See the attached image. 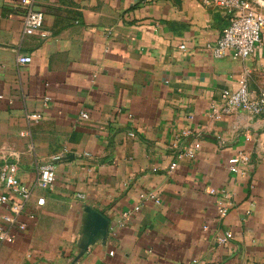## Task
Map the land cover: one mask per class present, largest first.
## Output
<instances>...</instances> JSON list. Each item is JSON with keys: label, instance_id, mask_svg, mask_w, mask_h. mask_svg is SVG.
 <instances>
[{"label": "crops", "instance_id": "1", "mask_svg": "<svg viewBox=\"0 0 264 264\" xmlns=\"http://www.w3.org/2000/svg\"><path fill=\"white\" fill-rule=\"evenodd\" d=\"M36 8L46 39L22 36L17 0H0V162L16 163L32 190L26 228L0 240V264H72L85 206L108 220L107 234L73 264H264V115L210 114L244 69L250 90L264 89V30L246 59L214 58L208 45L230 14L204 0ZM193 142L194 157L177 158ZM239 153L244 173L228 167ZM43 162L55 166L50 189L37 183ZM7 211L0 204L3 228Z\"/></svg>", "mask_w": 264, "mask_h": 264}, {"label": "built area", "instance_id": "2", "mask_svg": "<svg viewBox=\"0 0 264 264\" xmlns=\"http://www.w3.org/2000/svg\"><path fill=\"white\" fill-rule=\"evenodd\" d=\"M40 0H17V7L22 11V36L37 34L41 39L50 37V33L43 29L44 16L42 11L36 8ZM210 2L217 9H223L230 14L228 23L214 43L208 45L214 58H222L228 52L233 58L246 59L254 51V48L260 45L262 41V32L264 30V0H204ZM256 7L262 8L259 11ZM184 49V45H180ZM16 61L19 64L28 63L31 57L28 55H17ZM250 71L244 69L237 77L236 88L222 93V103L212 106L211 116L218 119L223 115L231 114L236 111H244L250 116L264 115V89L258 93L250 90ZM30 120H37L40 115L37 113L27 114ZM80 117L87 119L88 114L81 112ZM132 134V133H130ZM199 148V142H193L191 145L183 148L177 153V158L183 156L194 157ZM59 157H54L57 160ZM245 157L242 153L234 155L228 159V167L234 173H244L243 166ZM0 162V184L3 191H0V204L7 206V213L3 214L2 224H0V240H13L18 232L24 231L25 223L19 221V215L24 203L30 198L32 190L23 185L18 179V166L16 163H7L3 158ZM243 165V166H242ZM176 162L171 163L173 169ZM55 180V166L52 162H43L38 167L37 183L43 189H50ZM10 196H15V200ZM81 196V195H79ZM157 202V200H155ZM36 203L41 205L43 198H38ZM139 207H134L138 210ZM219 215L223 216L226 212L225 207L218 209ZM126 215V213L124 214ZM14 229L15 231L11 230ZM232 234L230 231L216 237V243L223 245Z\"/></svg>", "mask_w": 264, "mask_h": 264}, {"label": "water", "instance_id": "3", "mask_svg": "<svg viewBox=\"0 0 264 264\" xmlns=\"http://www.w3.org/2000/svg\"><path fill=\"white\" fill-rule=\"evenodd\" d=\"M85 215L84 242L82 249L74 258L72 264L82 255L83 251L96 239H104L107 234L108 220L99 212L89 207L83 209Z\"/></svg>", "mask_w": 264, "mask_h": 264}]
</instances>
